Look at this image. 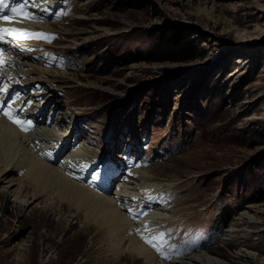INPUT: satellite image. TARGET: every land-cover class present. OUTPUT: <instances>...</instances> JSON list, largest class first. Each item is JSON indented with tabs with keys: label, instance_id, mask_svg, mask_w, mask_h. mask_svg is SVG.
Returning a JSON list of instances; mask_svg holds the SVG:
<instances>
[{
	"label": "rangeland",
	"instance_id": "obj_1",
	"mask_svg": "<svg viewBox=\"0 0 264 264\" xmlns=\"http://www.w3.org/2000/svg\"><path fill=\"white\" fill-rule=\"evenodd\" d=\"M45 5L34 11L49 28L27 31L51 42L21 39L32 46L13 51L18 39L6 37V53L24 65L22 79L37 86L30 112L40 106L45 119L62 121L69 144L115 158L163 191L159 199L176 220L154 230L174 238L158 247L161 256L207 253L220 264H246L223 237L248 207L264 208V0ZM124 176L115 170L111 191ZM5 188L0 264H116L102 235L65 201L30 194L18 208L17 187L4 197ZM259 219L248 241L263 261ZM117 264L142 262L126 255Z\"/></svg>",
	"mask_w": 264,
	"mask_h": 264
},
{
	"label": "bare ground",
	"instance_id": "obj_2",
	"mask_svg": "<svg viewBox=\"0 0 264 264\" xmlns=\"http://www.w3.org/2000/svg\"><path fill=\"white\" fill-rule=\"evenodd\" d=\"M10 1L21 3L14 4L13 7H0V16L11 18L9 21L0 20V27L22 30L49 28L41 20L40 13L36 14L34 9L46 7L45 4L50 0H25L23 4V0ZM8 2L9 0H5L6 4ZM14 8L22 9L23 13L33 19H27L23 15L13 16ZM1 41L5 40L0 39V44ZM21 41H14L15 45L11 49H17L23 44ZM0 59L4 61L0 64L4 66L0 71V79L5 77L6 82L13 80L14 84L30 82L22 79L25 73L20 71L24 66L21 62L1 51ZM12 65L13 70L9 69ZM9 84L0 85V185L6 184L4 197L11 194L12 188L16 186V197L18 200L23 198L18 208L28 204L30 194L36 200L43 198L46 203L65 201L70 209H75L80 216L83 215L86 228L93 226L102 235L107 253L116 264L126 255L135 257L142 264H220L207 253H190L171 260L161 256L157 248L169 244L174 238L169 236V242L165 241L166 239L159 238V234L153 235L154 230L167 221L176 220L169 205L159 199L164 194L163 191L157 192L158 189L151 188V185L141 180L139 174L132 170L129 172V165L105 160L85 144L78 147L69 144L67 134L62 135L59 132L62 121L55 122L54 127H51V118L45 119L42 112H39L38 117L25 119L30 109L32 110L31 103L25 100L23 93L17 94L12 90L14 87ZM21 94L24 96L21 97ZM18 109H22L21 116L16 114ZM4 112L12 113L16 121L25 119L21 122H27V130H22ZM116 169L124 170L126 176L121 179L116 190L111 191V179ZM89 173L92 180L87 182L84 179ZM263 215L264 208L248 207L239 216L238 222L225 231L223 240L240 248L241 258H246V264H255L254 261L264 264V260H258L249 249L248 241V226L256 224L260 220L259 216ZM149 240H153L156 247L148 243ZM178 253L175 254L179 255Z\"/></svg>",
	"mask_w": 264,
	"mask_h": 264
},
{
	"label": "snow or ice",
	"instance_id": "obj_3",
	"mask_svg": "<svg viewBox=\"0 0 264 264\" xmlns=\"http://www.w3.org/2000/svg\"><path fill=\"white\" fill-rule=\"evenodd\" d=\"M0 7H5V8L7 7L5 0H0ZM12 13H13V16L23 15L27 19H33V17H31L27 13H23V10L19 8L12 9ZM10 19L11 18L8 16H0V20L9 21ZM5 35L12 36L13 39L35 38V39H44V40H47L48 42H51V39L54 38L44 33H32L27 30H22V29L0 27V39H4ZM3 63L4 61L0 59V64H3ZM4 115H6L10 120H14V122H16L21 127L22 130H25V131L27 130V128L25 127V124L27 122L16 121L15 118L9 112H4ZM160 239H162V235ZM147 242L153 244V246L156 247V244L154 243L153 240H149ZM157 250L160 251L159 248H157ZM168 258L170 257L165 256V259H168Z\"/></svg>",
	"mask_w": 264,
	"mask_h": 264
}]
</instances>
